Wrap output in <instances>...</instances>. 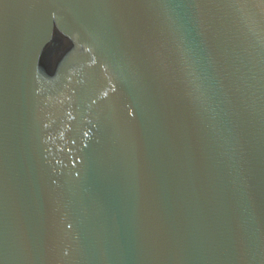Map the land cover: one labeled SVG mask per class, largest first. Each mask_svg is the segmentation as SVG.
I'll use <instances>...</instances> for the list:
<instances>
[{
  "label": "water",
  "instance_id": "water-1",
  "mask_svg": "<svg viewBox=\"0 0 264 264\" xmlns=\"http://www.w3.org/2000/svg\"><path fill=\"white\" fill-rule=\"evenodd\" d=\"M0 264H264V0H0Z\"/></svg>",
  "mask_w": 264,
  "mask_h": 264
}]
</instances>
